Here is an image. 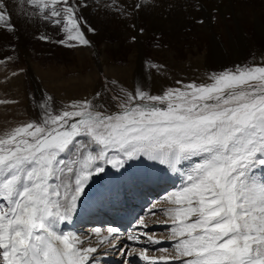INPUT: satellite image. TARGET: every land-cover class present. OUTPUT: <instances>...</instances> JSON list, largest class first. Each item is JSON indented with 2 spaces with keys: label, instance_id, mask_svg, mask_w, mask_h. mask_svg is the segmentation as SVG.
<instances>
[{
  "label": "snow or ice",
  "instance_id": "obj_1",
  "mask_svg": "<svg viewBox=\"0 0 264 264\" xmlns=\"http://www.w3.org/2000/svg\"><path fill=\"white\" fill-rule=\"evenodd\" d=\"M18 2L32 5L37 11L31 16L66 34L57 43L90 46L79 0ZM10 19L0 0V23ZM209 79L162 95L143 87L135 94L121 90L122 96L113 97L120 100V111L112 114L87 100L54 114L49 96L39 123L0 136V264H93L100 247L114 246L119 230L109 228L105 235L97 229V245L84 246L61 225L72 221L105 165L119 170L141 158L174 171L185 163L191 167L183 173V186L165 198L173 205L166 211L174 225L173 254L149 257L133 250L127 255L153 264H264V66H236ZM139 223L147 226L143 219Z\"/></svg>",
  "mask_w": 264,
  "mask_h": 264
},
{
  "label": "rangeland",
  "instance_id": "obj_2",
  "mask_svg": "<svg viewBox=\"0 0 264 264\" xmlns=\"http://www.w3.org/2000/svg\"><path fill=\"white\" fill-rule=\"evenodd\" d=\"M116 7H113V10L107 7L103 9V13L108 16L111 15L110 13L120 14L121 12L117 11ZM158 7L159 4L154 3V6L150 4L143 8L147 22L150 20L149 16L158 11ZM130 9H134L131 4L128 5V10L125 9L122 14L124 15V12ZM196 9L197 12L201 11L200 14L204 16L203 19H197L198 21L190 22V24L185 22L181 24L173 20V26H168L170 24L165 22L161 31L155 30L157 33H153L152 37L142 39L143 44L141 46L143 49L138 46L139 43L133 37L135 32L142 37L147 36L144 26L137 28L136 22L134 25L126 24L127 26H125L123 24L120 29L125 30H122L121 35L125 37L122 39H126V41L119 40V36L111 38L109 41L111 48L105 51V60V55H96V51L91 52L94 47L90 38L86 37L90 41V46L78 45L69 48L57 43V41L66 38V34L62 30L60 36L51 37L47 41L40 39L38 42L42 45L39 46V52L32 48L34 69L31 67V62L28 63L27 56H24L23 61L18 60L16 55L12 56L10 52H8L10 55L0 56V64L2 65H0V101L7 102L0 103V136L23 124L32 121L39 123L43 112L41 105L49 96L52 97L51 107L54 114L68 109V106L73 103L85 100L91 101L96 110L112 114L120 111L118 107L120 100L113 99V97L122 96L121 90L135 94L137 87H143L152 95H162L169 88L183 89L185 85L193 82L197 84L211 83L209 77L212 73L235 70L236 66H264V36L258 38L255 36L258 35L256 34V31L259 32L258 29L264 33V21L258 24L248 19L240 21L239 24L229 22L230 24L220 25L217 15L222 14V10L220 13L217 10H212L214 17L211 20L210 17H207L208 14L204 13L209 12L203 11L204 7L201 6L199 10ZM165 11L163 12L166 14H173L171 9ZM252 15L250 14V16ZM227 16V20L232 19L231 14H227ZM206 19L209 20L206 21ZM122 21L128 22L127 19H122ZM201 26L206 27V29L211 27L218 38L215 37L211 41L207 39L200 28ZM127 28L130 31H126ZM6 31L8 32V29ZM11 40H13L12 37ZM12 45L14 46V43L8 48H12ZM13 49L14 47L10 51ZM101 58L105 62H102ZM98 59L102 61H98ZM152 64L160 67L158 69L152 68ZM34 76L37 78V82ZM97 93L100 95L97 96ZM146 162L150 161L145 158H141L139 161H129L124 168L119 170L111 165H105V172L94 175L89 186L94 187L90 189V194L94 193L93 197L98 196L99 191L111 190L109 194H106L107 196L104 194L105 197L101 200L96 199L97 202H92L93 207H101V210L108 214L106 219L110 220L98 219V216H89L86 218L90 219L89 222H83L72 229L87 240L97 241V229L106 235L109 227L115 228L106 224L114 220L107 213L108 204L111 203L109 197H111L110 195L114 196V189L112 190V188H117V185L122 182L131 183L135 186L132 187L130 194L131 201L135 203L136 190L141 185L140 183L145 181L144 183L150 186L147 177L138 171V168L146 165ZM179 167L180 171H174L167 165L164 167L155 165V167H150L153 170L149 174L154 179L157 177L156 172L159 174L167 173V179L173 178L177 174L176 182L179 181V184L184 180L183 173L188 171L191 165L185 163ZM172 171L174 172L171 174ZM120 172H123L122 177L119 176ZM180 176L183 177L182 180ZM140 178L142 181L138 183ZM171 182L172 180L169 179L168 184ZM183 184V182L179 184L180 188ZM151 187L156 188L155 185ZM171 187V192L175 189L178 190V186L173 187V185L161 187L166 193L155 195V198L149 201L147 208L140 214L135 223L136 229L132 233L120 231L118 239L113 241L114 246L100 247L93 264H149L152 261L147 260L149 262H146L138 254L127 255L133 250L136 253L146 251L149 257L173 254L176 240L170 239V236L174 225L170 217L166 215L167 209L173 205L165 199L171 195ZM104 208L106 210H103ZM118 211L113 209L112 212L115 215ZM119 215L126 216L127 220L131 218L130 215ZM141 219L145 221L146 227L139 223ZM130 236H137L138 239H129ZM149 236L159 240L160 243L150 242ZM160 261L163 260H158L156 264L166 262L160 263ZM152 263L153 261L150 264ZM166 264H176V262L167 261Z\"/></svg>",
  "mask_w": 264,
  "mask_h": 264
},
{
  "label": "bare ground",
  "instance_id": "obj_3",
  "mask_svg": "<svg viewBox=\"0 0 264 264\" xmlns=\"http://www.w3.org/2000/svg\"><path fill=\"white\" fill-rule=\"evenodd\" d=\"M217 1L218 0H211V1L210 0H79V4L84 5V6L78 5V10H79L80 16H82L84 21H86V25L91 26V28L95 29L94 32L89 31L85 24H81V28L84 31L85 36L87 38H90V41L93 42L92 44L94 48L91 49L92 51L91 50L89 51H91L92 53L96 51L97 53L96 55H103V56L106 53L105 51L110 50L111 46L109 44V41L114 36L116 37L119 36V40L126 41V39H122L125 37L121 35V32L125 30V29L124 30L120 29L123 26V24L125 26H127L126 24L134 25L136 22L137 28L144 26L147 36L142 37V35H137L136 32L134 35L135 40L139 43L138 46H140L143 49V47L141 46V44H143L142 39H149L150 36L152 37L153 33H157L156 31L158 32L161 31L162 26L165 22H168L170 24L168 26H173L174 25L172 22L173 20L181 24H183L184 22L190 24V22L198 21L197 19L199 20L203 19L204 16L200 14L201 11L197 12V9H196L198 8L199 10L201 6L204 7L203 11H209V12H204V13H207L208 14L207 17H210L211 20H213V17H214L213 16L214 12H212V10L213 11L217 10V12L219 13L221 12L220 10H222V14L217 15V19L219 20L217 21L219 22L220 25L230 24V23L239 24L240 21H245L248 19L252 21L253 23H258V24H261V22L264 21V0H219V2ZM72 2L76 3L77 0H72ZM5 3L7 4L8 15L11 17V19H10V22L0 23V56L5 57L7 55H10L11 53L12 56L16 55L18 60L20 59L22 61L24 59V56H27L28 63L31 62L30 63L32 64L31 67L32 69H34L32 48H34L36 52H39L40 50L39 46L42 45V43L38 42L40 40V36L44 35L49 38L54 37V36H60L62 35L61 29L59 27H56V25L41 19L38 15L31 16L30 13L35 12L37 10L32 5L26 2L23 5H21L18 2V0H5ZM136 3H139L142 6L136 10L130 9L129 11H127L128 5L131 4L132 6H134ZM149 3L153 4V6H154V3H157L159 4V7L157 9L158 11H156L155 13L149 16L150 20H148L147 22V20L145 19V14L143 13L145 9L143 10V8L146 6H149L150 5ZM116 6H122L124 9H127L126 12H124V15L122 14V12L120 14L110 13L111 15L109 16L103 13V9L108 7V9L110 8V10L111 9L113 10V7H116ZM167 9H171L173 11L172 12L173 14L169 15L163 12ZM128 12L131 14H129ZM227 14L232 15L231 20H227V17H228ZM250 14L251 15L253 14V15L250 16ZM187 17L189 18L188 20H187ZM122 19H127L128 22L122 21ZM209 19H206V21ZM223 19L225 21H222ZM5 23L8 25L10 24L12 27H14V30L10 29L9 26H7ZM178 27L179 26L177 25V28ZM202 27L203 26H201L200 28L202 32L206 35L207 39L211 41V39L214 40V38L217 37L216 33L213 31L211 27L210 29H206V27H203L202 29ZM182 28H183V25H182ZM6 29H8V32L6 31ZM238 29H240V27H238ZM127 30L130 31V29L128 28L126 29V31ZM151 31H154V32H151ZM258 31L259 32L256 31V34H258V35H255L257 36L256 38L262 35L264 36V33H262L259 29ZM11 37L13 40H11ZM13 43H14V46L13 45L12 46L14 47V49L10 51V49H12L13 47L10 49L8 47L9 45ZM100 46L101 48L99 49ZM105 58H106V55L104 56V60ZM102 60L98 59V61H102ZM104 60L102 62H105ZM36 80L37 78L35 77V81ZM145 164L147 166L146 165L140 166L138 168V171L142 172L145 175V177H147L146 178L148 179L147 181H150L149 182L150 187L152 185H155L156 188L160 190L161 187L165 188L173 184L177 185V183L179 182V181L176 182V176H177L176 174L175 177L169 178L172 180V182L168 184L169 179H167V173L165 172L163 174L161 173L159 174L158 172H156L157 177L154 179L153 176L149 174V172L153 170L150 167H155V165H157V167L159 166L164 167L166 165H162L159 162H155V161L146 162ZM173 172L174 171H172L171 174ZM119 176L122 177L123 172H120ZM180 179L182 180L183 177L180 176ZM140 181H142L141 178L139 179V182ZM121 184L124 185L125 187L130 186L131 189L132 187H135L131 185V183L122 182ZM93 188H94L93 186H88L86 188L85 190L86 195L82 196L81 201L79 203V208L77 207L76 213L74 214L72 221L70 223H67L65 229L71 228V226L77 227V225L83 222H87V221L89 222L90 219H86L89 216H92V217L98 216L99 217L98 219L105 218V220H110V219H106L108 214L104 213L101 210V207L94 208L92 202L93 201L97 202L96 199L101 200L103 197H105L106 194H109L111 190H108V191L102 190V192L99 191L98 196L95 195L93 197L94 193L90 194V189H93ZM113 189H114L113 192L115 193L117 188H112V190ZM153 190H154V187H153ZM171 190H172V187L170 188L171 194L176 191V189L175 191H172V192ZM167 195L169 194L167 193ZM103 210H106V209L104 208ZM109 210H107V213L114 215V213L111 211V208H109ZM113 221L114 220H112V222L109 224H113ZM64 226L65 225H61V230L63 229ZM71 232L76 234L82 240L85 241L84 246H90V245L96 246L97 245V241L87 240L81 237L80 235H78L77 232L75 231H71Z\"/></svg>",
  "mask_w": 264,
  "mask_h": 264
}]
</instances>
